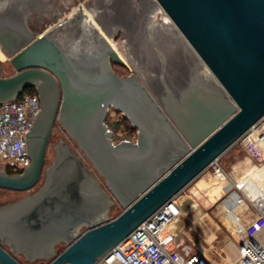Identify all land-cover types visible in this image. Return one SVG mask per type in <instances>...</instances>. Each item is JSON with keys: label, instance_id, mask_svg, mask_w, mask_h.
<instances>
[{"label": "water", "instance_id": "water-1", "mask_svg": "<svg viewBox=\"0 0 264 264\" xmlns=\"http://www.w3.org/2000/svg\"><path fill=\"white\" fill-rule=\"evenodd\" d=\"M156 2L232 104L218 92L192 103L188 84L177 104H194L195 112L178 121V111L158 106L135 75L114 72L112 61L126 64L105 38L79 56L51 34L14 51L16 74L0 77V103L36 88L43 111L27 134L31 165L16 175L0 169V189L28 193L0 205V264H22L20 256L30 263L96 264L264 119V0ZM130 82L148 114L130 105L137 104L132 97L123 110L145 137L113 146L107 110ZM57 119L80 150L61 141L45 169ZM116 206L123 211L110 218Z\"/></svg>", "mask_w": 264, "mask_h": 264}, {"label": "rangeland", "instance_id": "rangeland-1", "mask_svg": "<svg viewBox=\"0 0 264 264\" xmlns=\"http://www.w3.org/2000/svg\"><path fill=\"white\" fill-rule=\"evenodd\" d=\"M44 1L45 0H0V19L4 17L6 18V16L9 15L12 19L18 18L23 20L26 24L16 28H20L23 33L28 29L30 32L28 31L26 34L30 36L29 38L32 41H34L40 35L44 34L49 27L57 25L59 19L66 14L71 13L77 5H87L88 9L93 11H98L100 7L99 21L105 24L113 23L112 27L117 31V41L120 42V39L126 36L124 29H127V27H124V25H126L125 16H127V11L123 8H131L129 10L130 14L132 13L131 31L135 32L137 27L136 22L141 16L146 14L143 10H150L147 3L152 4V0H132L130 5L129 3L128 5L125 4L124 0H53V2L55 1V5L51 13L46 12L44 14L43 12L41 14L38 12L35 13V16L29 17L28 15L33 13L35 9H39L38 11H44L43 8L45 7V3L41 4V2ZM47 2V5L49 6L53 4L51 0H47ZM125 5H127V7H125ZM137 7L142 8V11H138L139 9H137ZM163 19H167L166 15L163 16ZM68 25V22H66L65 24L59 25L57 28L63 27L65 29ZM119 52H121L123 56H126L121 43H119ZM10 60L11 58L0 47V64H2L0 77H11L16 74V70L12 66ZM189 66H192L189 62L186 64L182 63V68H179L178 71H181L183 74L185 73V78L187 77V79H190L188 81L189 88H187V90H189L187 94L192 103H195L203 94L207 95L212 92H217L215 84L212 83L210 79L204 78L196 69L194 70ZM114 70L119 76H137L135 69L127 65L116 63ZM164 84L168 87L166 81H164ZM174 84L180 86V88H178L180 90L178 95H180V93L183 94L187 85L185 84V86H183V82L175 83V81ZM178 95H173L174 100H176V98L178 100ZM194 107V104L190 106L187 105L186 108H182V106L178 105V111L180 113L179 118H186V116L191 118L192 114L195 112ZM106 123H108L110 128H112L111 126L113 124L116 133L122 134L120 136L115 133V137L118 140L122 139V137L125 138V136H130V132L133 134L136 133V131H130L129 123L124 121L123 115L114 110H111L108 114V120ZM61 141L68 143L74 150H80L74 140L69 137L65 128L58 121L55 125L49 145L45 169L52 164L55 158V147ZM87 163L89 167H92L91 163ZM217 165V168L221 170V173L226 176L228 182L231 184V189L222 196L216 195L212 188L214 184L210 183L209 185L207 181L214 176L215 170L213 168L206 170L175 198L182 203V205L185 203H189L190 205L195 204L193 210L189 208L186 211H182L181 216L178 218L181 223L177 224L175 232L177 234V243L185 252L190 254L204 253L216 264H223L224 261L232 263L238 258V235L240 227L241 229L245 228L250 223L241 215L246 206L242 209H238L237 214L234 215L235 217L231 218L226 211L224 202L227 199L230 200L232 193L235 192L242 195L245 194L244 191H246L251 196L264 194V162L261 163L260 166V163L255 162L254 159L252 160V156L248 150L238 142L219 159ZM0 167L4 170H8L4 165H1ZM44 180L45 174H43L40 182L31 193L36 192L42 186ZM100 181L105 185L106 182L103 178H100ZM27 194V192H14L0 189V202H15L24 198ZM122 211L123 208L116 206L109 214V217L114 218L121 214ZM17 259L22 264H47L46 262L30 263L22 256Z\"/></svg>", "mask_w": 264, "mask_h": 264}, {"label": "built area", "instance_id": "built-area-1", "mask_svg": "<svg viewBox=\"0 0 264 264\" xmlns=\"http://www.w3.org/2000/svg\"><path fill=\"white\" fill-rule=\"evenodd\" d=\"M40 112L41 102L36 93H24L13 102L0 103V166L4 165L8 169L6 172L22 174L31 165L27 134ZM106 122L113 146L139 144L138 132H130V136L118 140L115 126L112 124L110 128ZM239 142L248 150L252 160L261 166L264 156L255 153L253 144L264 145V119ZM217 166L215 163L210 168L217 170ZM244 203L254 217L239 238L238 258L232 263L224 261L223 264H264V196L253 199L242 194L238 204ZM181 214L182 203L174 199L96 264H216L202 254L185 252L177 243L173 225Z\"/></svg>", "mask_w": 264, "mask_h": 264}, {"label": "flooded vegetation", "instance_id": "flooded-vegetation-1", "mask_svg": "<svg viewBox=\"0 0 264 264\" xmlns=\"http://www.w3.org/2000/svg\"><path fill=\"white\" fill-rule=\"evenodd\" d=\"M45 1L41 2V4L45 3L44 5L45 7L43 8L44 11L43 10L38 11L39 9H35L33 13H31L28 16L33 17L35 16V13H38V12L41 14L43 12L44 14L46 12L51 13L53 11L55 1L53 2V0H51L53 2L51 6L47 5L48 4L47 0ZM124 1H125V4L128 5L129 3L130 5L132 0H124ZM127 5H125V7H127ZM99 9L101 8L99 7ZM99 9L98 11L97 10L93 11L98 20H99V15H100ZM123 9L127 11V14H126L127 16H125L126 25H124V27H127V29H124L125 31L124 33L126 34V36L122 37L120 39L121 40L120 42H117V34H116L117 31L116 29H113L112 27L113 23L105 24V23H102L101 21L100 22L107 28L108 31L116 34L115 36L116 40H114L113 44L116 46L118 51H119V43L123 45L126 56H128L132 62L131 65L128 64L127 66H130L133 69H135L137 73L136 77L138 78V80L142 81L141 79H143L150 88H152L158 95H160L163 98V101L168 109V112H170L171 114H174V112L178 110L177 109L178 104L176 101L177 98L176 100H174L173 95L177 96L178 93L180 92V90L178 89L180 88V86L179 85L176 86L174 84V81L175 83L183 82L182 84L183 86H185V84L188 85V81L190 79H187V77L185 78V73L183 74L181 71H178V70L179 68H182V63L186 64L188 62L190 65H192L191 67L190 66L189 67L193 68L194 58L190 54V52L187 51L185 45L175 35L157 34L159 30L157 28H154L153 26L154 24L159 25L164 31L171 30L167 26H164L163 20L160 19L157 14H155L154 18L152 19L153 13L147 10L146 11L143 10L146 14L141 16L140 19L136 22V26H137L136 30L135 32H132L131 31L132 30V27H131L132 26V23H131L132 13L130 14L129 12L131 8H128V9L123 8ZM137 9H139L138 11L140 12L142 11V8L140 7H137ZM147 16L150 18H147ZM117 18H118V15H117ZM152 22H153V25H151ZM25 24L26 22H24L23 20H20L18 18L12 19V17H10L9 15H7L6 18L4 17L0 19V26H3V30L6 29L5 31L0 30L1 31L0 35L5 36L6 37L5 40H8L4 44L7 49L8 47L11 48L12 46L15 45L17 38L23 37L25 39L27 37H30L29 35L26 34L29 31L28 29L26 30L25 33H23L20 28H16L18 26H23ZM7 34L9 35L11 34V35L8 36ZM111 64L114 70L116 63L112 61ZM174 70H177V71H174ZM114 72L117 74L115 70ZM139 75H141L142 78ZM119 77L129 78V77H123V76H119ZM164 81L167 82L168 87L165 86ZM33 90L40 98V93L38 92V90L36 88H33ZM141 96H142V93L139 90V88H137V86L132 82L128 83L124 87V90H122L120 94H118L113 104L109 106L105 121L108 120V114L111 112V110H114L117 113L123 115L124 121L129 123L130 129H131L130 131H136V132L138 131L140 139L144 140L143 137L145 136L140 126H136L133 123L132 119L129 117V115L125 113V111L123 110V108L128 107L127 106L128 104L126 101H129V100L127 99L132 97V100H135L137 104L134 105L130 103V105H133L134 109L138 108L137 110L138 113H139V110H141L143 114H148L147 111H145L146 110L145 106L141 102L142 100L140 98ZM40 102H41V112H42L43 103L41 101V98H40ZM57 122H58V119L56 120L54 124V128ZM54 128H53V131H54ZM53 131H52V135H53ZM52 135H51V138H52ZM50 142H51V139H50Z\"/></svg>", "mask_w": 264, "mask_h": 264}, {"label": "bare ground", "instance_id": "bare-ground-1", "mask_svg": "<svg viewBox=\"0 0 264 264\" xmlns=\"http://www.w3.org/2000/svg\"><path fill=\"white\" fill-rule=\"evenodd\" d=\"M151 3L152 4L147 3V5L150 8L149 11L153 13L152 19L154 18L155 14H157L159 18L163 20L164 26H167L169 29H171V30L164 31L159 25L157 24L153 25V22H152L151 25H153L154 28H157L159 30L157 34H163V35L173 34L177 38H179V40L185 45L187 51H189L190 54L194 58L193 69L194 70L196 69L199 72V74L203 76L204 78L210 79V81L215 84V87H216V90L219 96H221L225 100V102L227 103L230 102L228 95L223 90L220 83L217 81V79L214 77L211 71L207 68V66L203 63V61L200 59L197 53L193 50V48L190 46V44L185 39L183 34L178 30V28L172 22L170 17L166 14L164 9L155 0H152ZM83 6L77 5V7H75V9L71 11V13L66 14L64 17L59 19V23L57 25L55 26L53 25L44 34L40 35L39 37L46 35V34H51L57 40L60 46H62L65 50H67L68 52L74 55L84 54L89 49H91L94 45H96L99 42L100 38H105L114 48L116 53L124 60L125 64L131 65L132 62L130 58L128 56H123L118 51L116 46L113 44L114 40H116L115 38L116 34L111 33L110 31L107 30V28L96 18L93 10L88 9L87 5H83ZM165 15L167 19H163V16ZM147 18H150V17L147 16ZM66 22H68L69 24L68 27H66L65 29L63 27L57 28L59 25L65 24ZM0 30H3V26H0ZM7 35L10 36L11 34L10 35L7 34ZM5 38H6L5 36L0 35V47L2 48V50H4V52L10 58L13 56L14 51H16L17 49L23 47L24 45L32 41L29 37L25 39L23 37H19L16 39L15 45L12 46L11 48L8 47L7 49L4 44L8 40H5ZM1 70H2V64H0V71ZM139 76L141 77V75ZM141 80L142 81H139V82H141L147 88L154 102L158 104V106H161L165 111L168 112V109L163 101V98L160 95H158L152 88H150L143 79ZM230 104L232 103L230 102ZM177 113H176L177 114L176 118H178L177 120L180 121L179 111ZM253 150H255L256 154H259L260 156H264V145L253 144ZM207 181L209 185L210 183L214 184L212 188H213L214 193L218 196H222L223 194L229 192V190L231 189V184L228 182L226 176L223 173H221L219 169L215 170L214 176ZM244 192L249 198H253V199L264 196V194H258L256 196H251L246 191ZM239 200H240V195L236 192L232 193L230 200L227 199L224 202L227 213L229 214L231 218H234L235 217L234 215L237 214L238 209H242L244 206H246L245 209H243V214L241 215L244 216L245 219L248 220V222H251L254 217V215L252 214V211L250 210L249 206L246 203L238 204ZM189 207L190 206L188 205V208ZM188 208L186 210H188ZM179 223H181V221L177 219L175 224L173 225L174 228L177 227V224ZM243 231H244V228L241 229L240 227L238 238H240ZM202 255L208 258L204 253Z\"/></svg>", "mask_w": 264, "mask_h": 264}, {"label": "crops", "instance_id": "crops-1", "mask_svg": "<svg viewBox=\"0 0 264 264\" xmlns=\"http://www.w3.org/2000/svg\"><path fill=\"white\" fill-rule=\"evenodd\" d=\"M4 190V189H3ZM22 199V198H21ZM20 200V199H19ZM18 201V200H17ZM16 202V201H15ZM8 203H14V202H6V201H2V202H0V205H4V204H8ZM195 206V204H192V205H190V207L189 208H191L192 210L195 208L194 207ZM193 207V208H192ZM188 208V209H189ZM199 216H201V215H199Z\"/></svg>", "mask_w": 264, "mask_h": 264}, {"label": "trees", "instance_id": "trees-1", "mask_svg": "<svg viewBox=\"0 0 264 264\" xmlns=\"http://www.w3.org/2000/svg\"><path fill=\"white\" fill-rule=\"evenodd\" d=\"M25 93H35V92H34L33 89H32V90L29 89V90H27ZM7 172H8L10 175H12L9 171H7Z\"/></svg>", "mask_w": 264, "mask_h": 264}]
</instances>
